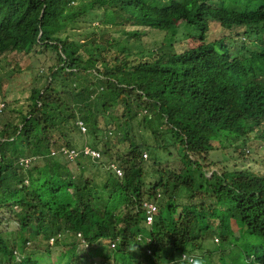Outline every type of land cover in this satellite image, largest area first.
<instances>
[{
	"label": "trees",
	"instance_id": "trees-1",
	"mask_svg": "<svg viewBox=\"0 0 264 264\" xmlns=\"http://www.w3.org/2000/svg\"><path fill=\"white\" fill-rule=\"evenodd\" d=\"M211 2L0 0V55L54 61L43 85L31 89L20 123L0 130V205L11 207L6 201L13 199L19 229L3 247L8 258L19 247L27 257L18 264H77L86 254L74 243L81 234L89 248L99 237L118 238L113 252L122 264H167L182 253L199 264H264V169L238 165L255 156L253 142L264 145V61L253 65L258 52L231 50L221 38L237 29L264 35V0H225L219 9ZM212 25L222 33L207 40ZM128 26L164 32L171 43L136 57L144 51L140 32L126 33L130 45L112 37ZM76 27L84 30L63 35ZM179 30L201 42L175 52ZM138 128L151 143L131 135ZM75 140L106 157L111 146H127L107 158L94 183L84 179L81 164L75 176L68 160L50 156L52 149L77 148ZM170 146L177 164L165 165L156 152ZM227 149L238 156L232 163L222 157ZM95 167L101 165L92 161ZM151 201L159 213L146 226L143 205ZM35 236L44 240L26 250ZM53 253L62 261L49 263Z\"/></svg>",
	"mask_w": 264,
	"mask_h": 264
},
{
	"label": "rangeland",
	"instance_id": "rangeland-1",
	"mask_svg": "<svg viewBox=\"0 0 264 264\" xmlns=\"http://www.w3.org/2000/svg\"><path fill=\"white\" fill-rule=\"evenodd\" d=\"M95 24L93 23L92 26L95 27ZM92 28V27H91ZM90 28V29H91ZM218 26L212 25L211 32L207 36V40L214 39L221 33L218 30ZM83 28L76 27L73 32H70L72 30L68 29V32H65L63 35L73 34V33H79ZM137 30L142 35L140 37V43L141 47L144 50L141 54H137L136 57L146 56L150 55L152 51H155L156 48L159 47V45H163L171 43V40L169 36L167 35L165 37L164 32H159L155 29H145V28H139L137 26L135 27H125L123 31L112 33V37L115 41L120 42L121 44H129L134 42L132 39L128 40V37L126 35L127 32ZM90 31V30H88ZM177 32L176 39H173L175 52H181L184 49L192 48L195 46H198L201 42V37L197 34L193 35V37L188 36V33ZM187 31V30H186ZM165 38V39H164ZM163 42V43H162ZM158 45V47H157ZM164 50V48H162ZM136 51V50H134ZM148 57H145L147 59ZM51 56L47 55L45 58L42 57H36L33 54L30 53V55H25L24 53H18V52H12V53H4L0 55V130L3 129L4 125L9 124V127L13 124H19L20 123V117L19 114H25L26 111H28V105H29V97H30V91L34 87H40L45 82L44 79L41 77L48 75L47 68L51 65H53L54 61H51ZM2 109V111H1ZM117 112V111H116ZM105 114L104 115L99 114V126L101 129H104L105 125ZM116 116V113H112ZM104 116V117H101ZM106 128V127H105ZM108 129V128H107ZM141 134V135H140ZM132 136L135 137V139L140 142L141 138L143 140L151 143L152 139L146 134L143 133L141 128H138L137 131L131 133ZM73 137V136H71ZM108 139L105 140V142ZM51 141L55 142L57 145H64V142L60 140L59 136L57 134L51 135ZM77 142V148H81L84 141L88 143V137L85 136V140H83L82 143L78 145V140H75ZM111 141L113 144L117 143V137H112ZM84 145V144H83ZM127 146V142H123L121 144H117L114 147L111 146V152L109 153V157L100 155V159L93 161L95 164L101 165V168L98 167V169L95 167L90 170L92 161L89 159H80L78 161L75 160L76 154H72L69 157H62L66 160H68L70 163L68 164V168L70 169V172H73L76 176L79 173V166L77 163L82 165L84 179L89 180V182H98L99 179L102 177L103 174L102 171L103 168H105L106 160L107 158H110V160H114L116 158V152H122L124 147ZM252 148L254 149L255 156L250 158L252 160L242 163L239 162L238 165L246 164V166L250 165L253 170L261 172L264 169V165L262 164V158H264V145L258 144L256 142H253ZM55 149H52L54 151ZM63 150V149H62ZM161 151V150H160ZM76 153V152H75ZM144 155L145 159L149 161V153L145 152ZM156 154L159 157V162L168 165V164H177L178 156L175 153L174 147L170 146L169 152H156ZM51 157H56L52 156ZM222 157L226 159V161H229V163H232L233 160L236 159L238 156L235 152L231 151L230 149L224 150L222 153ZM76 161V162H75ZM109 163V162H108ZM150 163V162H149ZM114 167H118V165L113 164ZM103 166V168H102ZM246 166H241L242 168H245ZM29 165L27 163L24 164V168L27 169ZM100 170V171H99ZM100 174V177L98 175ZM146 183H151L150 180L145 181ZM15 210V208H13ZM16 211V210H15ZM18 223L16 216L14 212H10V208L2 207L0 209V240L3 243L8 244L11 241L16 240L18 236ZM63 238V237H61ZM217 239V242L215 241ZM44 238L42 236L34 237L33 241L32 239L29 240L27 244V249L29 247L33 248L36 241L42 242ZM51 242V239L49 240ZM218 238L213 237V244H218ZM77 244V251H80L82 248L86 249L87 246L79 239L77 238L76 241ZM103 251H105V242L101 243ZM19 256H26L24 252L17 253ZM89 257H93L94 259L98 260L101 259L103 256L102 249L98 250H90ZM54 259H59L55 256V253L52 255ZM22 257H18V259H21ZM111 263V262H110Z\"/></svg>",
	"mask_w": 264,
	"mask_h": 264
},
{
	"label": "clouds",
	"instance_id": "clouds-1",
	"mask_svg": "<svg viewBox=\"0 0 264 264\" xmlns=\"http://www.w3.org/2000/svg\"><path fill=\"white\" fill-rule=\"evenodd\" d=\"M224 3H225V0H212L210 5L215 7V8L218 7V9H219L220 7L224 6ZM229 5H230V3L227 2V7ZM253 30L254 29H251L250 31H244V30H239V29H237L235 31L224 30V33L221 36V38L223 37V39H226L227 45L228 44L232 45L231 50H238V51H242V52L249 51V50H255L256 52H258V58L256 59L255 63L253 64V65H257L260 62V60L264 61V41L262 39V37L264 35H259V37H257L254 35L255 33ZM259 39H260V41H259ZM250 71L252 73H254L253 66H252V68H250ZM256 74H257V69H256ZM259 76H264V68H263V75H259ZM259 76H256L255 83H258ZM1 111H2V109H1ZM79 123H81V122H79ZM79 123H78V127H79ZM82 125H83V123H82ZM84 128H85V132H86V127L84 126ZM79 130L81 131L80 127H79ZM85 132L81 131L82 134H84ZM86 148L97 152L99 154V157L97 158V160L100 159V155H101L100 152L93 150L88 145H83L80 149L79 148L69 149V148L61 147L58 150H54V151L51 150L50 155L53 154L52 156L68 157L66 154L63 153V151H68V152L69 151H75L77 153L75 160H77V159L79 160V159L84 158V159H89L91 161H95L96 158H92L91 156L84 155V149H86ZM109 166H110L109 168L115 173V175L117 177L122 176V171L120 168L114 167L113 164H111ZM157 197L159 198L160 194ZM6 202H10L13 204L10 207V206H8L7 203H5L3 205H0V209L5 206L7 208H10L12 211L16 210L17 206L15 205V202L13 201V199H11V197H9ZM152 207H154L155 210H153ZM13 208H15V210H13ZM143 208H144L143 212L145 214V218H144L145 222L144 223L146 226H150V225H152L155 217L159 213V207L155 201H151V202H145L143 205ZM12 211H10V212H12ZM149 213L152 216V221L150 223H147L146 217L149 215ZM18 234H19V231H18ZM77 238H79L87 246L86 249L82 248L79 251V252L85 251L86 254L78 258L77 264H100V263H102V264H122V263H120V261L117 259V257L114 255V252H113L115 250L118 238L105 239V238L99 237L98 242H97L99 245H97V243H95V246L93 248L88 247V245L85 242V239L81 236V234L76 235V239L74 240L75 244H76ZM135 240L137 242H142L141 235L136 236ZM147 240L149 241V239H147ZM215 241L217 242V239ZM102 242H105V245H104L105 251H103V248H102L103 245H101ZM50 243H52V240ZM4 245L7 247L9 245V243L8 244L3 243L0 240V264H18V262L23 260L24 257H27V254H25L26 251H24L23 249H19V247H13V257L8 258V255L4 254L2 251ZM93 249L98 250V251L100 249H102V253H103L104 257H102L101 259H98V260L94 259L93 257H89V254H87V253H89L90 250H93ZM18 252H19V254H20V252H24V254L26 256H19L17 254ZM145 252L147 255L150 254L149 249H145ZM136 253H138V251H136ZM195 254H198V253H195ZM52 255L49 257V260H48L49 263H53V262L58 263L59 261H62V259H63L62 256L57 255L56 253H55V256L58 257L59 259H54V257ZM18 257H22V258L18 259ZM105 258H106V260H105ZM7 259H9V263H7ZM197 259H198V257L194 254L188 255V254L182 253L176 259V261H171L167 264H199L198 261H195ZM123 260H127V259L124 258ZM134 260L137 261L136 259H134ZM126 264H128V263L126 262ZM134 264H138V263H134Z\"/></svg>",
	"mask_w": 264,
	"mask_h": 264
},
{
	"label": "built area",
	"instance_id": "built-area-1",
	"mask_svg": "<svg viewBox=\"0 0 264 264\" xmlns=\"http://www.w3.org/2000/svg\"><path fill=\"white\" fill-rule=\"evenodd\" d=\"M79 127L81 129L82 132H85V128L84 126L82 125V123H79ZM64 154H66L68 157L71 156L72 154H76L77 156V153H75V151H63ZM84 155H88V156H91L92 158H98L99 157V154L95 151H92L90 149H84ZM151 208V207H150ZM153 210H155L154 207H152ZM146 220H147V223H150L152 221V216L151 214L149 213V215L146 217Z\"/></svg>",
	"mask_w": 264,
	"mask_h": 264
}]
</instances>
